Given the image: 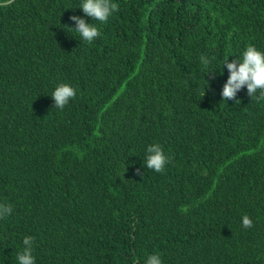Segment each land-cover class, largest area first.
I'll return each instance as SVG.
<instances>
[{"label": "trees", "instance_id": "obj_1", "mask_svg": "<svg viewBox=\"0 0 264 264\" xmlns=\"http://www.w3.org/2000/svg\"><path fill=\"white\" fill-rule=\"evenodd\" d=\"M113 2L101 24L82 0H0V264L26 236L35 264H264V101L221 96L225 61L264 52V0Z\"/></svg>", "mask_w": 264, "mask_h": 264}, {"label": "clouds", "instance_id": "obj_2", "mask_svg": "<svg viewBox=\"0 0 264 264\" xmlns=\"http://www.w3.org/2000/svg\"><path fill=\"white\" fill-rule=\"evenodd\" d=\"M11 4L12 0H5ZM84 15L101 24H106L115 11H118V4L113 0H82L79 7ZM75 24V28H68L79 34L82 41L92 44L102 33L92 23L89 24L85 19L78 16L69 18ZM212 59H215L214 57ZM201 63L207 67L211 60L206 56L200 57ZM224 67H227L229 78L223 86L222 100H234L237 93L242 89H247V95L256 101H264V52L258 50L255 46L249 45L243 52L242 61L234 59L231 63L225 61ZM209 72L208 74H212ZM205 93V92H204ZM76 97V89L70 84L61 83L53 91L51 98L54 101V108L63 110L71 100ZM146 167L156 173H163L166 166L170 163V158L164 153L160 144H152L147 147ZM137 174L139 170H137ZM13 212L10 204L0 203V220L7 218ZM244 228L253 227V222L248 215L242 217ZM34 237L26 236L23 239V251L17 254L18 264H35L33 253ZM145 264H163L159 255L153 254L147 257Z\"/></svg>", "mask_w": 264, "mask_h": 264}]
</instances>
